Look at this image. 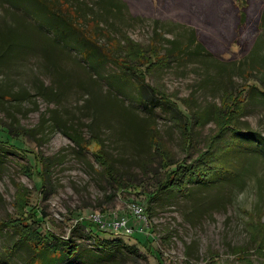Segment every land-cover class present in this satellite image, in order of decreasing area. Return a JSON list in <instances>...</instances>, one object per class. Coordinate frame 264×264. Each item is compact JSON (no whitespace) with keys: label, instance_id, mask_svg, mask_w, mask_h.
<instances>
[{"label":"rangeland","instance_id":"obj_1","mask_svg":"<svg viewBox=\"0 0 264 264\" xmlns=\"http://www.w3.org/2000/svg\"><path fill=\"white\" fill-rule=\"evenodd\" d=\"M68 1L81 16L102 12L99 0ZM124 1L122 12L102 25L121 42L127 36L126 51L133 56L147 52L155 34L160 40L185 41L193 27L203 41L215 44L211 63L203 56L183 62L174 58L147 74L146 80L176 98L185 112L191 95L196 97L195 107L209 108L224 102L221 95L228 86L237 88L245 81L260 84L255 74L248 79L230 76L231 66L245 59L254 38L243 48L231 39L222 40L220 25L200 19L204 7L213 19L217 0ZM14 20L22 24L10 26ZM1 30L0 44L2 36L17 38L14 55L0 67V141L5 144L0 147L5 150L0 156V222L28 221L42 234L73 237L81 243L80 253L63 264H264L263 146L260 154L235 162L234 174L192 182L187 194L169 190L150 203L163 170L156 158L144 165L149 156V124L156 123L161 134L155 142L186 164L208 149L218 130L214 120L195 126L193 146L187 149L168 112L142 106L128 83L108 84L115 65L90 64L75 47L54 39L47 25L2 1ZM98 39L103 42L105 36L99 34ZM218 68L233 82L221 79ZM21 91L27 93L16 99ZM234 97L221 105V123L231 120L229 108L236 112L246 101L244 90ZM246 105L238 117L240 124L264 135L262 96L250 98ZM59 123L87 137L85 148L59 129ZM92 134L102 139L104 149L126 174L121 190L101 172L95 157L100 145ZM36 155L42 166H35ZM140 207L143 210L137 213ZM35 210L39 222L30 213ZM91 214L100 215L104 227ZM84 220L96 223L101 236L120 237L119 248L110 252L96 246L94 237H86V228H74ZM118 220L132 230H114L110 225ZM2 224L0 264H21L26 247L17 244L15 250H5L18 232Z\"/></svg>","mask_w":264,"mask_h":264},{"label":"trees","instance_id":"obj_2","mask_svg":"<svg viewBox=\"0 0 264 264\" xmlns=\"http://www.w3.org/2000/svg\"><path fill=\"white\" fill-rule=\"evenodd\" d=\"M0 1L8 3L12 7L22 8L26 15L34 16L39 25H47L53 31L54 39L64 45L75 47L82 54L83 59L88 60L90 64L104 65L105 63H111L115 65L117 69L106 79L108 84L113 83L117 86L120 83H128L134 86L136 99L142 106L146 108L160 107L168 112L173 123L180 130L181 137L186 140L187 149L193 146L195 126L203 125L211 119L217 124L218 130L213 134L208 149L198 154V157L192 162L186 164L171 156L161 143L155 142L156 137L160 139L161 134L156 123L149 124V156L143 164L147 166L153 161L152 158H156L163 170L162 176L155 182L149 199L150 203L169 190L187 194L190 189L189 185L192 182H209L217 174H234L232 165L235 162L245 157L260 154L259 147H264V135L249 127H244L240 124V118H238L239 114L245 111L250 98L253 99L254 96L260 95L264 100V0H231L232 8L229 6L230 0H217L218 7L215 8L213 19L208 18L205 7L202 16L200 14L202 21L220 25L221 39L224 41L231 39L245 48L248 41L254 38L245 59L239 64L231 66L230 76L233 78V74H238L248 79L252 74H255L260 84L245 81L241 84V88L228 86L224 90L221 95L224 97V102L221 105L225 101L231 102V99H236L233 98L234 94L241 90L245 91L246 100L236 112L228 107L231 111V120H227L225 124L220 122V113L223 106L213 104L209 108L195 107L196 97L191 95L188 97L190 103L188 104V112H185L176 98L146 80L147 74L151 73L153 67L168 66L174 58L183 62L203 56L206 57L205 61L211 63L215 44L210 46L208 40L203 41L194 27L185 41H180L178 37L171 39L164 37V40H160L156 38L158 35L155 34L151 39L149 49L145 48L147 52L144 51L133 56L126 51L125 44L129 41L127 36L124 37V42H121L102 25L108 20L110 22L109 18L116 17L122 12L125 5L124 0H99L102 9L99 16L95 13L81 16L68 0ZM22 4L25 6L23 7ZM19 24L22 23L17 20H14V24L9 23L10 26ZM99 34L105 36V41H99ZM0 35H2V30ZM160 36H164V34L160 33ZM15 38L17 36H13L11 39L2 36L0 67L9 63L6 62V59L9 56L12 58L11 56L14 55L11 50L16 44ZM217 40L220 41L219 38ZM166 41L169 42V45H166ZM117 50L119 51L116 52ZM218 69V75L226 82L230 76L224 78L226 72H223V69ZM230 82L232 83L233 80L231 79ZM115 86L113 87L115 88ZM26 93V91L19 92L16 99L23 97ZM184 102H186L185 99ZM59 124L58 128L67 134L72 141L82 149L85 148L87 137L75 128L68 130L64 127L65 123ZM10 131L12 132L11 128L9 133H11ZM20 132L18 131V133ZM90 137L96 139L100 145V152H95V157L101 166V172L109 182L116 184L117 188L121 190L126 185L123 176L126 174L122 172L114 162L113 157L104 149L102 139L96 134H92ZM1 143L0 141V147L5 146ZM9 145L20 148L10 143L7 146ZM4 153L5 150L0 149V156ZM41 164V157L36 155L35 166H42ZM25 169L30 170L28 165L25 166ZM38 173L43 174V171L40 170ZM35 212L36 210L30 213L33 214L34 220L39 222V216ZM1 224L2 226L7 225L18 232V238L14 244L6 245L5 250L13 251L16 249L17 244L26 247V255L21 264H63L65 260L74 259L80 253L81 243L76 242L73 237L65 238L57 234L49 236L42 234L28 221H1ZM78 227H81V230L87 229L86 237H94L96 246L110 252H114L119 248L118 241L121 240L120 237L108 238L99 235L96 223L84 220L74 228L78 229ZM90 227L93 228L96 234L98 233L96 236L93 235Z\"/></svg>","mask_w":264,"mask_h":264},{"label":"built area","instance_id":"obj_3","mask_svg":"<svg viewBox=\"0 0 264 264\" xmlns=\"http://www.w3.org/2000/svg\"><path fill=\"white\" fill-rule=\"evenodd\" d=\"M142 210H143L142 207L136 208V212L137 213H140ZM91 219H93L94 221H96L101 227H104L105 222L102 220V218H101L100 215L91 214ZM110 226H113L115 228L114 229L112 227L114 230L123 229L124 231H129V232L132 230V229H130V227H126V222L124 220L123 221L118 220L117 222L112 223Z\"/></svg>","mask_w":264,"mask_h":264}]
</instances>
